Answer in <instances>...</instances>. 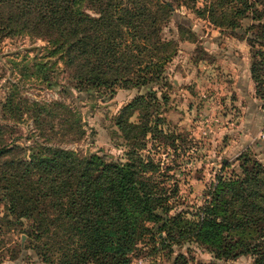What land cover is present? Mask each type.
<instances>
[{"label":"trees","instance_id":"obj_1","mask_svg":"<svg viewBox=\"0 0 264 264\" xmlns=\"http://www.w3.org/2000/svg\"><path fill=\"white\" fill-rule=\"evenodd\" d=\"M83 3L91 12L81 8ZM247 9L242 3L233 14L243 17ZM173 11L163 0H0V37L26 35L45 42V54L32 59L31 74L49 87L57 85L51 75L62 63L73 88L91 96L116 88L147 89L115 119L127 147L124 162L52 144L8 141L7 126L0 123L3 217L19 227L43 261L59 253L58 264H130L132 252L154 226L165 235L161 244L195 242L214 260L249 255L252 264H264V165L259 160L244 155L241 173L218 177L188 219L186 213L170 214L171 195L156 175L158 164L141 154L148 134L163 133L157 116L151 124L152 115L143 110L156 101L153 86L165 79V64L177 51L175 42L160 34ZM205 11L215 25H223L213 17V6L195 7L196 13ZM227 25L232 31L239 27L234 19ZM263 66L262 60L251 64L258 84L264 83ZM0 109L12 111L9 96ZM136 111L139 121L132 122Z\"/></svg>","mask_w":264,"mask_h":264},{"label":"rangeland","instance_id":"obj_2","mask_svg":"<svg viewBox=\"0 0 264 264\" xmlns=\"http://www.w3.org/2000/svg\"><path fill=\"white\" fill-rule=\"evenodd\" d=\"M163 1L170 2L174 11L161 25L160 34L173 40L177 51L165 64V79L153 86L155 104L143 110L152 115L151 124L157 116L163 133L154 138L148 134L141 154L158 164L156 175L171 195L170 214L186 213L189 219L208 199L218 177L241 173L244 155L264 165V83H256L250 72L253 61L264 64V55H259L264 54V0ZM242 3L249 9L245 16H235L233 9ZM203 6H213V17L223 25H215L207 11L195 12V7ZM229 19L238 23L235 31L228 27ZM44 45L43 40L26 35L0 37V101L6 96L12 101V111L0 109L7 140L24 146L57 145L82 156L107 154L124 162L127 147L115 119L125 104L147 89L116 88L113 93L105 90L91 96L73 88L62 63L51 75L57 85L49 87L31 74L32 59L45 54ZM138 115L134 112L130 121L138 122ZM3 214L0 205V264H58L59 253L43 261ZM153 227L132 252L130 264L253 262L249 255L214 260L195 242L161 244L165 235Z\"/></svg>","mask_w":264,"mask_h":264}]
</instances>
